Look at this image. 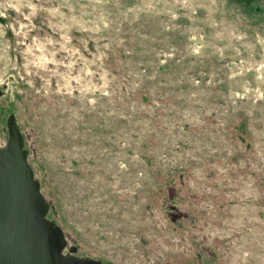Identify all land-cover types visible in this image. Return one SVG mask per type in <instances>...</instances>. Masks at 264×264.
<instances>
[{
	"label": "rangeland",
	"instance_id": "rangeland-1",
	"mask_svg": "<svg viewBox=\"0 0 264 264\" xmlns=\"http://www.w3.org/2000/svg\"><path fill=\"white\" fill-rule=\"evenodd\" d=\"M10 117L63 253L264 264V0H0Z\"/></svg>",
	"mask_w": 264,
	"mask_h": 264
},
{
	"label": "water",
	"instance_id": "water-1",
	"mask_svg": "<svg viewBox=\"0 0 264 264\" xmlns=\"http://www.w3.org/2000/svg\"><path fill=\"white\" fill-rule=\"evenodd\" d=\"M0 147V264H102L63 255L62 230L47 219L49 206L27 162V150L13 117Z\"/></svg>",
	"mask_w": 264,
	"mask_h": 264
},
{
	"label": "flooded vegetation",
	"instance_id": "flooded-vegetation-1",
	"mask_svg": "<svg viewBox=\"0 0 264 264\" xmlns=\"http://www.w3.org/2000/svg\"><path fill=\"white\" fill-rule=\"evenodd\" d=\"M63 255H68V254H66V253H63ZM74 256H75V254H74ZM77 257V256H76ZM78 258H80V257H78ZM81 259H89V258H81ZM92 260H95V259H92ZM95 261H98V260H95ZM100 262V261H99ZM102 263V262H101ZM103 264V263H102Z\"/></svg>",
	"mask_w": 264,
	"mask_h": 264
}]
</instances>
